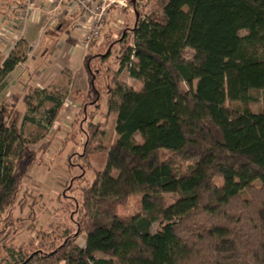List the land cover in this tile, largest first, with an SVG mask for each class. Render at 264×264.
<instances>
[{
	"label": "trees",
	"instance_id": "1",
	"mask_svg": "<svg viewBox=\"0 0 264 264\" xmlns=\"http://www.w3.org/2000/svg\"><path fill=\"white\" fill-rule=\"evenodd\" d=\"M10 2L16 9L19 2ZM150 4L129 0L135 25L114 40L121 44L119 65L141 87L118 83L107 89L116 140L101 145L100 124L90 120L77 155L81 174L66 189L75 192L92 169L91 157L107 153L105 168L81 188L82 200L69 197L84 214V247L76 235L59 244L51 240L55 225L52 234L40 231L28 246L8 244L18 224L22 179L34 160L32 154L24 161L25 144L45 137L62 101L35 90L39 101L37 107L27 103L28 111L52 106L44 121L29 111L20 127L19 118L11 119L0 105L2 264H264V107H250L252 92L264 91V0H166L161 12L155 6L146 15ZM23 45L19 41L0 63V84L27 60L30 50ZM110 46L98 55L104 62ZM94 76L91 86L100 102ZM26 123L37 128L33 140L23 139ZM18 141L22 149L11 160ZM163 153L194 165L180 175ZM69 164L75 167L71 158ZM134 196L140 211L122 217L119 209ZM37 240L43 245L34 250Z\"/></svg>",
	"mask_w": 264,
	"mask_h": 264
},
{
	"label": "rangeland",
	"instance_id": "2",
	"mask_svg": "<svg viewBox=\"0 0 264 264\" xmlns=\"http://www.w3.org/2000/svg\"><path fill=\"white\" fill-rule=\"evenodd\" d=\"M19 1V0H17ZM166 0H154L152 7H147L146 15H148L152 8L159 6L158 11L161 12V7ZM10 0H3L0 8L2 11L12 10L10 8ZM128 12V11H127ZM110 14V13H109ZM131 17L127 20V29L131 30L135 25V14L129 13ZM5 18V16H3ZM10 21H0V63L9 55L15 43L22 38V34L27 31L26 27H19L15 24L14 15L8 16ZM7 18V17H6ZM110 18V15H109ZM10 22V23H7ZM5 23V24H4ZM30 25V22H28ZM27 24V25H28ZM31 27L28 28V36H31ZM128 30V31H129ZM26 34V33H25ZM30 34V35H29ZM12 35V38H11ZM10 39V44L6 49L1 48L2 42ZM37 39V33H35L34 40ZM116 38H110V40L102 47L101 41H95L96 50L92 54H89L86 58L85 82L72 84V82L63 85L61 82V76L54 79L50 74H42L45 68L49 67L52 63V58H44L43 50L38 46L39 39H37L35 52L30 60L21 67L9 75V80H5L3 84H0V105H4L8 108L12 114L11 119L19 118V127L22 124L23 117L30 111H28V105L38 104L35 97V90L37 87L45 88L49 84H54V91L57 92L64 103L67 102L69 106L61 108L58 113L57 119L52 128L45 132V137L37 144H25L27 156L24 161L27 162L30 156L34 155V160L30 162L26 168V172L23 176L22 185L20 187L19 200L20 205L15 213V218L18 219L17 225L13 228L12 233L15 231V235L10 240L9 245L19 247V245L26 244L27 246L34 241L36 235L40 231H48L51 233V229L58 226L55 233L52 234L51 240L59 244L62 242V237L69 235L75 236V242L81 246H85L86 234L80 227V223H83L84 214L82 212L77 213V209L74 204L69 201V197H73L76 201H81V188L87 183L91 184L95 174L102 171L107 162V153L100 152L91 157V170H86L85 177L82 181L78 182L77 190L75 192H69L67 186L69 181L81 174L82 161L78 159L77 155L83 153V147L85 144V132L88 130L90 119L94 123L100 124L99 143L101 145H110L116 140L115 135V123L116 116L115 111L110 110L107 107V89H115L116 84L126 83L128 86L134 89H140L141 83L135 79H131L128 76L127 70L122 69L118 63V56L120 55L121 44L114 43ZM9 42V41H8ZM94 43V42H93ZM111 44L108 52L112 50L110 57L106 62L98 58L97 53H106L107 46ZM100 45V46H99ZM101 49L97 51L99 47ZM24 50H30L31 47L23 45ZM192 51L187 52V57L191 58ZM88 71V72H87ZM100 73L99 77L93 75ZM100 71V72H99ZM117 73V75H115ZM93 76L96 78L97 88L101 92L100 102H97V95L91 84L93 82ZM57 80V81H56ZM72 84V85H71ZM76 85V86H75ZM254 101L250 105L252 111L260 112L264 107V91L252 92ZM86 105V106H85ZM230 107H237V105L228 104ZM50 103H46L43 108H40L38 112H29L30 117H35L37 121H44L43 115L46 114V110L51 107ZM78 107V108H75ZM85 107V108H84ZM87 108V118L84 110ZM64 109V110H63ZM74 110L77 113H72ZM61 113V114H60ZM72 113V114H71ZM85 113V114H84ZM70 115L73 117L70 119ZM10 119V118H9ZM8 119V120H9ZM38 134L37 128L30 123H26L23 129V139L25 141L33 140ZM15 152L11 157L14 160L18 150L22 149V143L18 141L15 144ZM164 159L170 160L178 174L184 175L189 173L194 165V161H183L178 156L163 153ZM70 158L75 167L71 169ZM172 199V198H168ZM80 208H78L79 210ZM140 211V198L138 196L131 197L126 205H123L119 209V214L122 217H129L137 214ZM55 225V226H54ZM158 225L154 224L152 231L156 232ZM17 230V231H16ZM1 235V234H0ZM3 237V236H2ZM43 245V241L37 240L34 245V250L40 249ZM0 264H2L5 254L0 251Z\"/></svg>",
	"mask_w": 264,
	"mask_h": 264
},
{
	"label": "crops",
	"instance_id": "3",
	"mask_svg": "<svg viewBox=\"0 0 264 264\" xmlns=\"http://www.w3.org/2000/svg\"><path fill=\"white\" fill-rule=\"evenodd\" d=\"M92 2L99 4L102 3L103 0H92ZM124 4H127V6H124ZM152 4H154V0H151V4L147 7H152ZM40 7L44 11L50 10V7H48V0H40ZM15 11L16 9L12 8V10H9L8 13H5V11H2L1 9L0 21L2 22V20L5 21L7 19L8 21L12 20L9 19L10 17L8 16L13 17ZM130 12L135 14L133 8L129 5V0H126V3H124L123 0H114L112 3H110V18L108 16V19L103 28L102 35L97 40L98 42H103L102 47L107 45L109 38H116L120 35L121 32L127 29V20L131 17V15L129 14ZM3 16H5V18ZM8 21L7 23H10ZM29 26L32 28L30 31L31 36H28ZM90 26L91 18L80 12L76 3L72 1H69L63 6V16L59 20H56L54 16H50L47 13H38L37 17L33 21H30V25L28 24L26 26V34H22V38H20L15 43L16 45L19 41L23 40L26 43L27 47L33 48L32 52L28 54L27 60L24 63L19 64L17 67L25 65L35 52L40 49H44V58H52L53 60L51 65L45 68L44 72L41 73V75L50 74L52 75L51 78L54 79L58 78V76H61L62 79L58 81V84L59 82H61L63 85L70 82H72L73 85L84 83V72H86L87 68L86 58L90 56L89 54H92L94 50H96L95 45H97L95 41L94 43L92 42L88 45L86 44L85 36L89 32ZM35 33H37V39H39L38 46H40L37 51H34L37 44L36 42H34L37 40H34ZM6 40L7 41L2 42L1 48L6 49L7 46H9L8 44H10V39L7 38ZM100 49L101 47H99L97 51H99ZM0 52L3 51L0 49ZM99 54L100 53H97V55ZM17 67L15 68V70L17 69ZM9 75L6 78L7 80H9ZM54 87L57 88L56 86H54V84H49V86L45 88L37 87L36 90L46 89L48 90V92L56 95L58 99H62L60 96H58L57 92L53 90ZM61 101V108L69 106L67 102L64 103L63 100ZM74 112L77 113L76 110H74L72 113ZM85 113V118L88 119L87 109L85 110ZM71 116L73 117V115H70V117L68 118L71 119ZM82 134L85 135V132L82 131Z\"/></svg>",
	"mask_w": 264,
	"mask_h": 264
},
{
	"label": "built area",
	"instance_id": "4",
	"mask_svg": "<svg viewBox=\"0 0 264 264\" xmlns=\"http://www.w3.org/2000/svg\"><path fill=\"white\" fill-rule=\"evenodd\" d=\"M72 1L76 3L80 12L91 18V26L85 36L86 44L98 40L103 32L104 25L109 16L110 3L114 0H103L102 3H93L92 0H48L50 10L44 11L40 7V0H19L14 13V22L19 27L27 26L28 22L33 21L37 14L41 12L54 16L59 20L63 16V6ZM126 3V0H123ZM127 6V4H124ZM132 59H134L132 57Z\"/></svg>",
	"mask_w": 264,
	"mask_h": 264
},
{
	"label": "water",
	"instance_id": "5",
	"mask_svg": "<svg viewBox=\"0 0 264 264\" xmlns=\"http://www.w3.org/2000/svg\"><path fill=\"white\" fill-rule=\"evenodd\" d=\"M137 17H138V15H137Z\"/></svg>",
	"mask_w": 264,
	"mask_h": 264
}]
</instances>
